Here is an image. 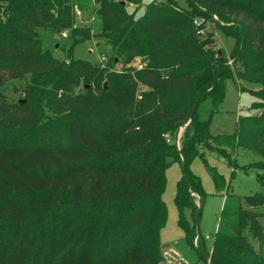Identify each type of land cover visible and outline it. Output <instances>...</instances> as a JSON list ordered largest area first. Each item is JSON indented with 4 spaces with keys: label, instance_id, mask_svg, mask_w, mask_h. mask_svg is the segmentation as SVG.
<instances>
[{
    "label": "trees",
    "instance_id": "trees-1",
    "mask_svg": "<svg viewBox=\"0 0 264 264\" xmlns=\"http://www.w3.org/2000/svg\"><path fill=\"white\" fill-rule=\"evenodd\" d=\"M144 1L0 0V264H172L160 234L175 163L178 225L199 261L264 264V192L227 193L208 252L206 194L190 168L206 151L233 166L239 148L264 157V0H151L137 17ZM78 15L100 20L105 64L44 50L40 30L69 32L73 45L98 37ZM218 31L235 41L230 55ZM230 79L258 114L212 136Z\"/></svg>",
    "mask_w": 264,
    "mask_h": 264
},
{
    "label": "rangeland",
    "instance_id": "rangeland-1",
    "mask_svg": "<svg viewBox=\"0 0 264 264\" xmlns=\"http://www.w3.org/2000/svg\"><path fill=\"white\" fill-rule=\"evenodd\" d=\"M151 0H145L137 10L136 16H142L147 4ZM182 9H188L187 0H176ZM135 9L130 8L133 12ZM80 25L93 28L98 36L91 40L73 45V39L69 32L56 34L50 31H39L40 39L43 41L44 50L50 51L59 60L66 59V52L71 50V57L75 60L88 61L93 65L105 64L112 56L111 47L99 35L101 34V22L98 18L78 15ZM216 46L224 49L228 55L234 49L235 41L226 38L219 31L216 32ZM232 64V62L230 63ZM242 86V85H241ZM249 90L257 91L261 87L258 84H247ZM11 89V88H10ZM8 95L13 97L11 91ZM256 98L248 90L240 91L238 85L232 79L226 83V96L224 102L213 115L210 124L212 136L231 135L235 132L236 122L239 116L257 115L258 111L252 109ZM209 111V103L205 102L200 115L206 118ZM183 129L178 134L181 138ZM233 161L235 166L220 153L206 151L204 158H196L191 164V171L200 178L203 190L206 194L202 205V216L200 220V231L207 238V251L211 252L213 247V236L217 231L219 218L224 207L227 193L236 197L252 196L264 192L258 176H264V169L254 165L264 162V157L258 153L244 148L236 150ZM213 170H215L225 181V189L218 193L214 182ZM182 177V167L179 163L171 165L166 171V188L162 195L167 208V223L161 231L160 238L162 252L172 264H202L198 254L186 241L185 232L178 225V209L175 204L177 183ZM200 204V202L198 203Z\"/></svg>",
    "mask_w": 264,
    "mask_h": 264
},
{
    "label": "built area",
    "instance_id": "built-area-1",
    "mask_svg": "<svg viewBox=\"0 0 264 264\" xmlns=\"http://www.w3.org/2000/svg\"><path fill=\"white\" fill-rule=\"evenodd\" d=\"M202 24V22H198V25ZM203 33V32H202ZM65 38L67 37L66 34L63 35ZM177 145L179 146V142H177ZM195 243H197V239L195 240ZM208 264H210V261H208Z\"/></svg>",
    "mask_w": 264,
    "mask_h": 264
},
{
    "label": "water",
    "instance_id": "water-1",
    "mask_svg": "<svg viewBox=\"0 0 264 264\" xmlns=\"http://www.w3.org/2000/svg\"><path fill=\"white\" fill-rule=\"evenodd\" d=\"M105 87H106V85H105Z\"/></svg>",
    "mask_w": 264,
    "mask_h": 264
}]
</instances>
